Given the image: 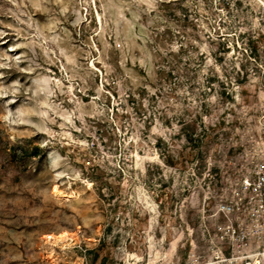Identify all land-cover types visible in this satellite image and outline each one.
I'll list each match as a JSON object with an SVG mask.
<instances>
[{"label": "rangeland", "instance_id": "rangeland-1", "mask_svg": "<svg viewBox=\"0 0 264 264\" xmlns=\"http://www.w3.org/2000/svg\"><path fill=\"white\" fill-rule=\"evenodd\" d=\"M262 131L264 0H0V264H204Z\"/></svg>", "mask_w": 264, "mask_h": 264}, {"label": "built area", "instance_id": "built-area-1", "mask_svg": "<svg viewBox=\"0 0 264 264\" xmlns=\"http://www.w3.org/2000/svg\"><path fill=\"white\" fill-rule=\"evenodd\" d=\"M204 264H264V131L241 172L221 186Z\"/></svg>", "mask_w": 264, "mask_h": 264}, {"label": "bare ground", "instance_id": "bare-ground-1", "mask_svg": "<svg viewBox=\"0 0 264 264\" xmlns=\"http://www.w3.org/2000/svg\"><path fill=\"white\" fill-rule=\"evenodd\" d=\"M54 189L56 192L61 191L58 185H55ZM48 237L52 238L56 242H65L69 239H73V235H71L68 231H65V230L59 233L49 234Z\"/></svg>", "mask_w": 264, "mask_h": 264}]
</instances>
